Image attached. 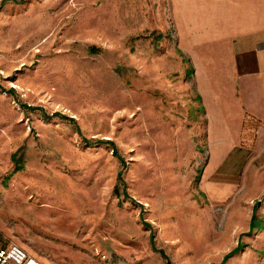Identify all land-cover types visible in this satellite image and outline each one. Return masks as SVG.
Wrapping results in <instances>:
<instances>
[{
	"label": "rangeland",
	"instance_id": "rangeland-1",
	"mask_svg": "<svg viewBox=\"0 0 264 264\" xmlns=\"http://www.w3.org/2000/svg\"><path fill=\"white\" fill-rule=\"evenodd\" d=\"M2 1L4 243L46 264H166L155 249L219 264L242 242L222 264H264L245 239L264 208V119L208 131L168 1Z\"/></svg>",
	"mask_w": 264,
	"mask_h": 264
},
{
	"label": "crops",
	"instance_id": "crops-1",
	"mask_svg": "<svg viewBox=\"0 0 264 264\" xmlns=\"http://www.w3.org/2000/svg\"><path fill=\"white\" fill-rule=\"evenodd\" d=\"M167 1L175 35L199 69L196 83L208 131H235L247 115L264 119V0ZM225 119L233 120L232 128ZM262 209L252 213L262 229H253L254 239L248 238L250 218L245 239L264 256Z\"/></svg>",
	"mask_w": 264,
	"mask_h": 264
},
{
	"label": "built area",
	"instance_id": "built-area-1",
	"mask_svg": "<svg viewBox=\"0 0 264 264\" xmlns=\"http://www.w3.org/2000/svg\"><path fill=\"white\" fill-rule=\"evenodd\" d=\"M0 264H46L17 243L5 244L0 232Z\"/></svg>",
	"mask_w": 264,
	"mask_h": 264
},
{
	"label": "trees",
	"instance_id": "trees-1",
	"mask_svg": "<svg viewBox=\"0 0 264 264\" xmlns=\"http://www.w3.org/2000/svg\"><path fill=\"white\" fill-rule=\"evenodd\" d=\"M5 0H3L2 2H4ZM14 3H23L25 0H12ZM161 36H158L157 38H160ZM91 50L92 51H97V48L95 47V46H91ZM24 106L25 107H27V108H30V109H33V108H39L38 106H30V105H27V104H24ZM84 139V141H86L87 143H89L90 144V142H89V140L87 139V138H83ZM108 143H111V145H112V142L110 141V140H106ZM113 146V145H112ZM112 151H113V153H114V151H115V149L114 148H112ZM11 158H12V160L15 162V166H14V168H13V172L14 171H18V170H20V169H22V164H21V159H20V157H18V155H17V153L15 152V153H12L11 154ZM124 164V163H123ZM120 174H121V171H119L118 172V177L120 178ZM9 177V176H8ZM122 183L124 184V182L122 181ZM117 189V188H116ZM122 193L124 194V197H128V193L126 192V189H125V187H124V185H123V188H122ZM256 205V204H255ZM255 205H254V207H255ZM254 214L251 216V223H250V231L248 232V234L249 233H251V231L253 230V229H255V228H257L256 226H255V223H254ZM146 225L147 226H149V224L148 223H146ZM258 229V231L259 230H261L262 228H260V227H258L257 228ZM151 237H152V235H151ZM151 240H152V238H151ZM242 246H244V243H242V242H240V243H238L237 244V246L235 247V248H233L232 250H230L229 252H227L224 256H223V258H222V260H221V262L219 263V264H222L228 257H230L231 255H233L234 253H236V252H238L241 248H242ZM155 250H157V251H159L160 252V254H161V256L165 259V261H166V264H176V263H173L169 258H168V256H167V254L164 252V250H162V249H155Z\"/></svg>",
	"mask_w": 264,
	"mask_h": 264
}]
</instances>
